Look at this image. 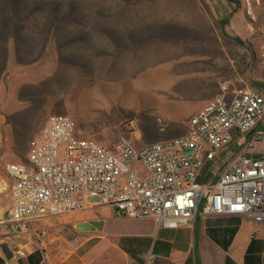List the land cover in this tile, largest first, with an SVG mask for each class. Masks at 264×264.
Returning a JSON list of instances; mask_svg holds the SVG:
<instances>
[{
    "label": "rangeland",
    "instance_id": "374dc122",
    "mask_svg": "<svg viewBox=\"0 0 264 264\" xmlns=\"http://www.w3.org/2000/svg\"><path fill=\"white\" fill-rule=\"evenodd\" d=\"M12 5L16 21L0 76V171L25 159L52 113L71 116L83 136L101 143L124 136L141 145L185 133L189 116L223 86L264 92V0ZM154 69L171 76L127 96L128 83ZM223 162L207 163L199 179H213Z\"/></svg>",
    "mask_w": 264,
    "mask_h": 264
},
{
    "label": "built area",
    "instance_id": "2783aa9c",
    "mask_svg": "<svg viewBox=\"0 0 264 264\" xmlns=\"http://www.w3.org/2000/svg\"><path fill=\"white\" fill-rule=\"evenodd\" d=\"M263 118L264 93L246 84L223 86L208 98L189 116L185 133L141 145L124 136L101 143L83 136L71 116L49 114L25 159L6 164L13 182L0 227L21 231L38 218L100 207L159 227L189 225L207 213L264 221V150L234 152L213 179H199L236 135ZM256 135L264 140V131Z\"/></svg>",
    "mask_w": 264,
    "mask_h": 264
},
{
    "label": "crops",
    "instance_id": "0c3cea01",
    "mask_svg": "<svg viewBox=\"0 0 264 264\" xmlns=\"http://www.w3.org/2000/svg\"><path fill=\"white\" fill-rule=\"evenodd\" d=\"M257 131H264V118L236 135L216 158L224 161L240 150L257 155L264 150ZM12 182L6 169L0 171L2 208L9 202ZM92 219H102V227L72 226ZM0 256V264H264V221L239 213H207L195 215L189 225L159 227L149 218L123 217L100 207L38 218L21 231L2 226Z\"/></svg>",
    "mask_w": 264,
    "mask_h": 264
},
{
    "label": "trees",
    "instance_id": "16d2710c",
    "mask_svg": "<svg viewBox=\"0 0 264 264\" xmlns=\"http://www.w3.org/2000/svg\"><path fill=\"white\" fill-rule=\"evenodd\" d=\"M13 1L14 0H0V23L5 32V36L3 35V38L0 40V76L6 63L7 42L13 32L14 23L16 21L17 13L12 5Z\"/></svg>",
    "mask_w": 264,
    "mask_h": 264
},
{
    "label": "bare ground",
    "instance_id": "6f19581e",
    "mask_svg": "<svg viewBox=\"0 0 264 264\" xmlns=\"http://www.w3.org/2000/svg\"><path fill=\"white\" fill-rule=\"evenodd\" d=\"M170 76H171V74L168 73V71H165L163 69H157V70L154 69L153 71H151L149 73V75H148L147 78H145L143 80L130 81L128 83V86L126 87L127 88L126 89L127 96L132 95V93L134 92V89L138 88V86H141V87H149V86H153V85H158L162 80L169 79Z\"/></svg>",
    "mask_w": 264,
    "mask_h": 264
},
{
    "label": "water",
    "instance_id": "95a60500",
    "mask_svg": "<svg viewBox=\"0 0 264 264\" xmlns=\"http://www.w3.org/2000/svg\"><path fill=\"white\" fill-rule=\"evenodd\" d=\"M103 220L102 219H92V220H84V221H76L72 224V226L77 230L83 229H100L102 227ZM4 259L0 256V263H2Z\"/></svg>",
    "mask_w": 264,
    "mask_h": 264
}]
</instances>
